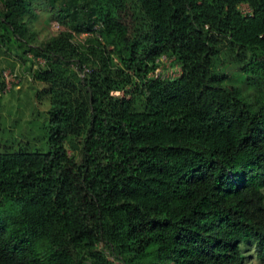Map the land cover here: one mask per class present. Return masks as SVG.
Wrapping results in <instances>:
<instances>
[{"label": "trees", "instance_id": "obj_1", "mask_svg": "<svg viewBox=\"0 0 264 264\" xmlns=\"http://www.w3.org/2000/svg\"><path fill=\"white\" fill-rule=\"evenodd\" d=\"M40 1L0 0V59L42 60L49 104L46 152L0 145V264L263 259L264 0H47L66 27L30 46ZM162 56L177 79L149 77Z\"/></svg>", "mask_w": 264, "mask_h": 264}, {"label": "rangeland", "instance_id": "obj_2", "mask_svg": "<svg viewBox=\"0 0 264 264\" xmlns=\"http://www.w3.org/2000/svg\"><path fill=\"white\" fill-rule=\"evenodd\" d=\"M242 14H249L246 5H241ZM33 17L28 19L29 33L33 35L30 46H40L51 37L55 36L66 27L65 24H57L53 17L52 5L47 0L34 3L31 7ZM86 35H78L75 41L81 43ZM3 50H7V47ZM27 47L16 49L10 45V50L0 59V69L3 72L5 83L0 92V145L17 149L20 145L29 144L31 150L46 152L48 150L47 134L45 126L48 123L49 104L44 100H38L37 92L42 88L41 84L34 82L33 73L44 62L34 59L27 54ZM25 52V53H24ZM223 48L218 59V68L223 72L227 69L231 73L233 67V55ZM156 75L161 79L175 80L180 76V66L173 58L162 56L157 61ZM120 97L122 93H113ZM134 111L144 110V102L141 97L132 98ZM240 249L245 257V264H264V258L259 259L252 242L242 244ZM105 259L111 264H123L119 258L114 257L100 244L97 246Z\"/></svg>", "mask_w": 264, "mask_h": 264}, {"label": "built area", "instance_id": "obj_3", "mask_svg": "<svg viewBox=\"0 0 264 264\" xmlns=\"http://www.w3.org/2000/svg\"><path fill=\"white\" fill-rule=\"evenodd\" d=\"M156 70H157V68L152 72V73H150L149 74V77H152V78H159L158 77V75H156L155 73H156ZM87 70H83V72L82 73H80V76H83V74L86 72ZM161 79V78H160Z\"/></svg>", "mask_w": 264, "mask_h": 264}]
</instances>
